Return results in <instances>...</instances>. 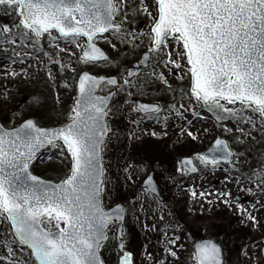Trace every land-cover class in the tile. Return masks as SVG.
<instances>
[{
    "label": "snow or ice",
    "instance_id": "snow-or-ice-1",
    "mask_svg": "<svg viewBox=\"0 0 264 264\" xmlns=\"http://www.w3.org/2000/svg\"><path fill=\"white\" fill-rule=\"evenodd\" d=\"M155 3L158 18L153 17L147 53L140 63L125 69L123 85L143 90L150 77L171 89L164 71L157 68L169 71L170 65L182 68L180 59H173L169 50L170 42H174L178 57H186L192 77L191 94L185 97L184 90H179L182 99L191 101L195 97L217 121H235L237 131L243 135H251L257 128L249 111L258 114L260 130L264 131V0H155ZM129 9L134 11L130 13ZM0 11L8 15L15 13L17 17L11 23H0V43L14 46L11 51L16 59H11L12 64L18 60L25 62L24 58L31 55L25 49H39L51 59L42 45L45 34L49 44L60 52L68 49L60 48L56 41L63 40L80 48L81 40L86 38L81 62L110 64L111 58L97 46V39L107 40L103 34L109 33L120 40L130 36L128 42L134 43L137 34L124 27L129 14L142 12L152 16L145 0H139L138 4L134 0H0ZM162 54L166 59L161 58ZM4 74L19 75L14 70ZM51 75L49 72L50 78ZM140 80H144L143 85L137 83ZM77 83L78 95L65 125L42 127L33 119L11 129L0 124V223L5 224L0 245L7 253L0 256L3 264H105L102 249L110 239V227L117 222L121 225L119 248L124 249L126 208L116 205L107 209L104 203L108 185L104 153L111 132L109 102L115 93L98 94L102 83L120 90L121 82L114 76L99 77L84 71ZM237 102L238 107L228 106ZM135 110L157 122L164 111L158 104H139ZM172 110L178 118H186L188 111L200 116L195 106L173 105ZM164 121L166 124L167 117ZM246 124H251L247 131L243 126ZM225 131L232 130L225 128ZM187 135L197 138L191 131ZM44 149L55 150V159L60 162L66 152L70 154V171L59 182L48 181L32 170ZM238 155L227 139L220 138L207 153L197 154L198 163L182 160L179 170L183 174L196 173L200 171L198 165L215 170L221 162L231 164L235 170ZM48 159L54 158L49 155ZM131 178L129 172L128 179ZM246 178L264 194V169ZM153 185L154 180L149 176L146 189L155 195L157 189ZM242 190L257 195L251 187ZM191 195L197 196L194 188ZM220 195L231 197L230 192ZM260 207L264 204L259 200L251 205V210L241 204V214L258 225L253 211H259ZM160 219H164L163 215ZM163 235L169 245L168 252L179 259L173 247L180 237L167 238V231ZM25 249L30 252L27 261L22 255ZM131 257V252H124L122 264H132ZM194 259L197 264H225L221 249L212 241L196 245Z\"/></svg>",
    "mask_w": 264,
    "mask_h": 264
},
{
    "label": "rangeland",
    "instance_id": "rangeland-1",
    "mask_svg": "<svg viewBox=\"0 0 264 264\" xmlns=\"http://www.w3.org/2000/svg\"><path fill=\"white\" fill-rule=\"evenodd\" d=\"M134 2L138 4L139 0ZM145 3L152 16L142 12L129 14L127 21L124 22L126 31L137 34L134 43L128 42L131 40L130 36L124 40L112 35H107V40L97 39V44L112 56L110 64L81 62L80 57L86 47L84 38L81 40L80 48L63 40L56 41L60 48L68 49L60 52L49 44L46 37L43 48L50 54L51 59L39 49H25L31 55L24 58V63L18 60L16 64L11 63V59H16L11 51L14 46L0 43V120L6 127L15 128L30 114L35 115L36 120L44 121L42 126L45 127L64 125L71 115L68 108L70 109L75 102V81L83 71L118 76L122 87L120 96L111 107L108 120L111 135L104 153L108 175L104 203L107 209L119 203L127 206V238L124 241V249L121 250L117 240L118 223L110 227V239L103 251L105 263L119 264L124 252H131L133 264H196L193 249L195 241L199 238L217 237L225 246L227 264H264V207H260L259 211H253V215L259 221L258 225L247 220L246 214L242 215L240 209V205L243 204L251 210V205L257 200L264 204V194L260 193L255 183L246 178L253 172L264 169V131L260 130L259 115L249 111L248 114L253 115L257 122V128L252 130L251 135H243L237 131L235 121H217L212 112L196 102L195 97H192L191 101L187 98L182 99L179 91L181 88L185 97L191 94V76L188 71L190 65L187 64L186 57H178L174 42H170L169 50L173 52V59H180L182 68L177 69L171 65L169 66L171 71L162 67L157 68V71H164L171 89L163 82L150 77L147 79V87L143 90L136 86L131 88L124 86L125 69L133 68L142 54L147 52L148 33L153 24V17L158 18L155 0H145ZM132 11L134 10L129 9L130 13ZM16 19L15 13L8 15L0 11V23H11ZM141 24L145 26L141 32L143 36L137 33V28ZM113 44L116 45L115 48L112 47ZM161 58L166 59L163 54ZM61 64L65 65L63 69ZM7 70H14L19 75L6 76L4 73ZM150 71L149 69L145 73L146 77ZM49 72L52 74L51 78ZM181 76L183 79H180ZM137 83L143 85L144 80ZM65 84L68 87H65ZM109 91L107 86H103L100 94H107ZM129 92L132 93L131 96ZM25 97H28L29 101L21 104ZM134 98L161 104L164 111L160 114L159 122L136 113L132 101ZM180 104L185 108L195 106L200 116H193L191 111H188L185 113L186 118H178L172 108L173 105L179 108ZM164 117H167L166 124ZM136 121L139 123H134ZM243 126L246 131L251 128V124ZM225 128L232 131H225ZM188 131L193 132L197 138L193 139L187 135ZM153 132L156 133L155 136L152 135ZM217 137L227 139L233 150L239 154L235 158L237 170L233 171L227 165H219L215 170L199 165L203 173L198 177L189 178L181 173L179 160L183 157L196 158L201 151L209 149ZM49 155L53 156V161H49ZM49 155L38 163L35 169L53 170L60 172L58 175L65 176L70 171L68 156L65 155L63 162H60L55 159V150ZM129 172L131 179H128ZM150 173L155 175L165 199L164 203L151 197L147 191L138 199H133ZM237 180L240 182L237 183ZM248 187L257 195L242 190ZM193 188L197 192L196 197L191 195ZM200 192L211 195L200 196ZM229 192L231 197L220 195ZM225 200L229 203H224ZM161 215L164 217L163 220L160 219ZM145 224L148 225L147 229ZM164 231H167V238L180 237L177 245L173 247L179 259L172 257L168 252L169 245L163 235ZM4 234L5 224L0 223V239ZM6 254V249L0 245V256ZM22 255L26 261L30 256L26 251ZM0 264L3 262L0 261Z\"/></svg>",
    "mask_w": 264,
    "mask_h": 264
},
{
    "label": "water",
    "instance_id": "water-1",
    "mask_svg": "<svg viewBox=\"0 0 264 264\" xmlns=\"http://www.w3.org/2000/svg\"><path fill=\"white\" fill-rule=\"evenodd\" d=\"M141 28H142V26H140L139 27V29H138V31H141ZM107 33H104L103 35H106ZM46 35V34H45ZM44 40V39H43ZM98 46V45H97ZM99 47V46H98ZM99 48H101V47H99ZM102 49V48H101ZM103 50V49H102ZM104 51V50H103ZM105 52V51H104ZM106 53V52H105ZM144 56V55H143ZM142 59H143V57L141 58V60L139 61V63L142 61ZM82 75V74H81ZM81 75H80V77H81ZM79 77V78H80ZM99 77H106V76H99ZM117 78V77H116ZM118 79V78H117ZM79 80V79H78ZM77 80V81H78ZM103 85V83L101 84V86ZM109 86V85H108ZM109 87H112V88H115L112 92H110L109 94H107V95H103V96H108V95H110L111 93H115V95L114 96H112L111 97V99H110V106H111V104H112V102H113V99H114V97L116 96V94H117V92H118V90H117V88L115 87V86H109ZM77 95H78V83H77ZM26 99H24V101H25ZM136 102V107H137V105H139V104H149V103H144V102H142V101H138V100H136L135 101ZM237 104H238V102H237ZM142 114H144L143 112H141ZM34 120V119H33ZM0 124H2L3 125V123L1 122V120H0ZM110 134V133H109ZM217 139H220V138H217ZM215 146V143L213 144V146L210 148V149H212L213 147ZM210 149H208V150H206V151H203V152H201L200 154H204V153H207ZM48 149H44V150H42L41 151V153L39 154V158L41 157V156H43L44 155V153L47 151ZM185 159H192L193 160V162L195 163V159L194 158H183L182 160H185ZM181 160V161H182ZM221 163H224V164H227V165H229L231 168H233V166L231 165V164H228V163H226V162H221ZM220 163V164H221ZM200 174V171H198V172H196V173H191V174H188L189 176H197V175H199ZM152 178H153V180H154V177H153V174H151L150 175ZM148 179V178H147ZM147 179L145 180V182H144V184H143V186L140 188V190L138 191V195L144 190V189H146V181H147ZM47 180V179H46ZM48 181H51V180H48ZM52 182H55V181H52ZM156 189H157V193L155 194V195H153L150 191H149V193L151 194V195H153V196H155V197H157L160 201H163V198H162V196H161V194H160V192H159V188H158V186H157V184L155 183V181H154V185H153ZM119 205H122V204H119ZM124 206V205H123ZM115 207V206H114ZM114 207H112V208H114ZM125 207V206H124ZM111 208V209H112ZM126 208V207H125ZM126 219H127V209H126V214H125V219H124V221H123V231H124V233H125V238H126V235H127V233H126ZM120 227H121V225L119 224V233H120ZM124 238V239H125ZM118 239H119V241H120V238H119V234H118ZM208 241H212V242H214L216 245H218L219 246V248L221 249V252H222V258H223V260H224V262H225V264H226V256H225V249H224V246H223V244L221 243V241L219 240V239H217V238H209V239H200V240H198L196 243H195V245H194V249H195V252H196V245H198V244H200V243H204V242H208ZM107 243V242H106ZM121 264H122V259H121ZM196 264H197V262H196Z\"/></svg>",
    "mask_w": 264,
    "mask_h": 264
},
{
    "label": "trees",
    "instance_id": "trees-1",
    "mask_svg": "<svg viewBox=\"0 0 264 264\" xmlns=\"http://www.w3.org/2000/svg\"><path fill=\"white\" fill-rule=\"evenodd\" d=\"M71 107H70V109L68 108V111L70 110V112H71ZM37 121H38V123L40 124V125H43V122L44 121H41L40 119H37ZM43 160V159H42ZM41 160V161H42ZM41 161H39V162H37L36 164H35V166H34V171L35 172H37V173H39L40 175H42V176H44V177H49V178H55V179H63L64 178V176L63 175H58V174H60V172H56V171H53V170H48V169H45V170H43V171H39L38 169L36 170L35 169V167L38 165V163H41Z\"/></svg>",
    "mask_w": 264,
    "mask_h": 264
},
{
    "label": "flooded vegetation",
    "instance_id": "flooded-vegetation-1",
    "mask_svg": "<svg viewBox=\"0 0 264 264\" xmlns=\"http://www.w3.org/2000/svg\"><path fill=\"white\" fill-rule=\"evenodd\" d=\"M162 108H163V106H162ZM164 109V108H163ZM165 201H163L162 203H164Z\"/></svg>",
    "mask_w": 264,
    "mask_h": 264
}]
</instances>
